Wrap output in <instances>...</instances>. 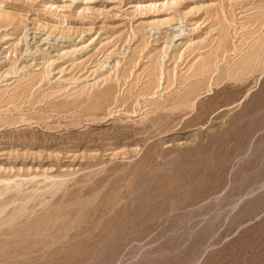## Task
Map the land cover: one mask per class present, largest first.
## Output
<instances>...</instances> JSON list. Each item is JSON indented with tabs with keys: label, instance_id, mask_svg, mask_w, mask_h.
Segmentation results:
<instances>
[{
	"label": "rangeland",
	"instance_id": "374dc122",
	"mask_svg": "<svg viewBox=\"0 0 264 264\" xmlns=\"http://www.w3.org/2000/svg\"><path fill=\"white\" fill-rule=\"evenodd\" d=\"M0 264H264V0H0Z\"/></svg>",
	"mask_w": 264,
	"mask_h": 264
}]
</instances>
